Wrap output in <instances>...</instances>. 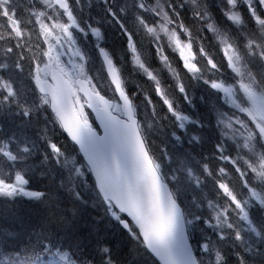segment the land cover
I'll return each instance as SVG.
<instances>
[{
  "label": "snow or ice",
  "instance_id": "obj_1",
  "mask_svg": "<svg viewBox=\"0 0 264 264\" xmlns=\"http://www.w3.org/2000/svg\"><path fill=\"white\" fill-rule=\"evenodd\" d=\"M105 13L126 38L132 62L155 82L162 119L170 122L171 138L184 150L180 165L201 193L199 202L195 197L191 201L197 212L189 213L170 190L148 150L120 70L100 44L101 29L82 23L72 0H0V121L11 124L13 117L19 118L15 126L20 129L0 137V264H80L84 250L83 233L63 216L49 212L36 219L20 208L49 205L48 193L33 183L32 160L40 145L27 129L37 111L45 118L51 115L75 145L111 217L141 241L156 264H264V223L254 219L259 213L264 220V0H129L127 7H106ZM130 24L153 38L162 62L168 58L166 48L173 50L176 63L190 77L186 87L169 67L178 99L165 94L142 62ZM193 30L198 45L190 43ZM89 33L122 101L118 105L85 87L92 84L88 57L76 37ZM74 85L87 97L78 128L69 125L56 102L59 92L70 93ZM197 86L204 93L201 102L205 96L208 101L194 118L190 113ZM193 127L199 133L191 132ZM40 139L46 149L41 163L51 158L59 165L61 146ZM122 158L128 163L123 172L118 167ZM75 174L84 175L81 167ZM106 176L134 189L136 205L108 190ZM154 216L159 230L152 227ZM186 216L191 217L189 225L195 222L204 233L196 249L183 227ZM101 251L103 264H114L109 248Z\"/></svg>",
  "mask_w": 264,
  "mask_h": 264
},
{
  "label": "trees",
  "instance_id": "obj_2",
  "mask_svg": "<svg viewBox=\"0 0 264 264\" xmlns=\"http://www.w3.org/2000/svg\"><path fill=\"white\" fill-rule=\"evenodd\" d=\"M133 76L135 78L136 74ZM156 113L157 116H154L155 126L164 132L170 131L166 125L159 121L162 113L160 115L158 110ZM50 117L51 115L47 118L44 117L45 123L46 119L49 120ZM18 119L13 117V122L8 124L6 129L0 131V137H5L12 131L18 130L15 126ZM49 123L51 124L50 121ZM139 123L142 130L145 126L144 119L141 118ZM28 133L30 139L40 145L36 157L32 160L33 164L41 163L42 156L40 153L46 152L45 142L40 137L50 138L57 142L61 148L70 145L59 129H51L50 132H38V135L34 131L31 133L28 131ZM41 165L33 173V183L35 187L48 193L46 199L49 201V205L46 206L44 203L21 204L20 208L26 217H35L36 219L47 216L49 212L57 217L63 216L66 221L70 222L71 228L79 229L83 233L84 241L82 244L84 250L79 255L80 264H88V262L103 264L105 254L101 249L104 247L109 248L108 255L114 264H156L145 248L142 247L141 241L134 240L127 231L119 226V222L111 217L96 191H91L88 194L81 191H68L71 185L62 176L64 170L56 171L52 167L51 158L47 164ZM40 173H44V175L41 176ZM89 180L94 187L90 177ZM171 190L173 191L172 188ZM191 232L192 230L188 228L189 239L194 246Z\"/></svg>",
  "mask_w": 264,
  "mask_h": 264
},
{
  "label": "rangeland",
  "instance_id": "obj_3",
  "mask_svg": "<svg viewBox=\"0 0 264 264\" xmlns=\"http://www.w3.org/2000/svg\"><path fill=\"white\" fill-rule=\"evenodd\" d=\"M128 2L129 0H115L114 9H117L121 6L127 7ZM72 4H73V9L76 12V15L79 18V20L82 23L87 22L89 24H92V22L95 20L101 21L103 19V16L106 17L107 15L105 13V9L106 7L110 6L108 0H107V4L105 3V0H72ZM89 34L87 36L77 35L76 39L78 42V46L82 49L85 56L88 57L86 67H87V71L91 74L90 76V79L92 81L91 85L96 90L98 89L100 91L102 90L105 93V96L111 99L112 90L102 80L104 77L102 75V68L94 59V57L96 58L95 56L96 49H95V45H91L90 41H88V37H90ZM128 55H129L128 60H130V54L128 53ZM139 55L143 62L144 58L140 54V52ZM67 59L68 57H65V60ZM130 64L131 61L129 62L128 65L129 67ZM128 66H123V68L125 69ZM134 74H130V72H124L122 77L128 80H135V78L131 77ZM136 86L137 88H139V83H137ZM75 102L77 105L78 113H80L81 107H85L84 101L79 96H77ZM193 103L195 104V111H192L190 114L195 118L198 114L202 113L203 109L206 110L207 102L204 101L202 103V102L193 101ZM114 104L118 105V103L115 102ZM200 104H202L203 107L202 110L199 109ZM154 116H157L156 111L152 112L148 118H144L143 115L141 116V118H143L145 122V126L141 130V133L146 141L147 148L151 152L155 163L159 164L160 171L163 175L164 180L170 185L174 193L178 195L181 200H183L184 207L187 209V211L189 213H195L197 212V209L195 208V205L191 201L192 198L195 197L197 202H199L201 198V193L192 187L191 182H189L187 176L185 175L183 167L180 165V157L184 155V150L183 148L178 147L176 142L171 138L170 122L163 120L162 116H160L159 121L164 125H166L168 130H170L164 132V130H161L155 126ZM49 121L51 122V124L49 123ZM0 123H3L4 129H6L7 125L9 124L6 119L0 121ZM51 129L60 130V128L52 120V117H50L49 120L46 119V123H45L43 115L41 114L40 111H37L34 114L33 122L31 123V126L30 128L27 129V131H29L30 133L34 131L38 135L39 134L38 132H50ZM140 129H141V125H140ZM19 131L20 129L16 130V132ZM190 131L193 132L194 134L199 133V130L194 127L191 128ZM186 139L187 138H185V140ZM184 147H189V146L185 143ZM62 151L64 155L61 158L60 164L57 165L52 160L53 162L52 167L59 172H61L62 170L65 171L62 172V176L64 177L66 182H68L69 185H71L69 186L68 191H81L82 193L87 192V194L90 193L91 191H96L95 188L92 187L91 185V182L89 180L90 175L88 174V169L86 168L83 161L79 159L77 150L72 145H65L62 148ZM193 151H196L195 147H193ZM166 157L168 158L166 159ZM41 164L42 163H36L34 165H36V169H38ZM77 166L81 167V170L84 173L83 176L75 174V168ZM190 218H191L190 216H186L185 220H186L187 229L190 228L192 230L191 233L194 242V246L192 245V248L196 249L198 248L199 242H201L204 233L201 231V226L196 224L195 222H193V224L191 225L187 223V220ZM254 219L256 220L258 225L264 223V220H262L259 213L255 214ZM201 264H205V261L201 260Z\"/></svg>",
  "mask_w": 264,
  "mask_h": 264
},
{
  "label": "clouds",
  "instance_id": "obj_4",
  "mask_svg": "<svg viewBox=\"0 0 264 264\" xmlns=\"http://www.w3.org/2000/svg\"><path fill=\"white\" fill-rule=\"evenodd\" d=\"M129 30L132 31L134 40L136 42V47L144 58L143 63L153 72L154 76L156 77V81L159 82V86L167 96L178 99V94L176 92L177 81L173 77L172 72L169 71V67L176 70V77L182 79L186 87L190 86V77L185 76L182 72V67L176 63V57L173 53V50L171 48H166L168 58L162 62L152 46V37H150L145 32L138 30L134 25L131 24L129 25ZM162 39L166 44V38L162 36ZM108 43L109 41L105 36L104 44L107 45ZM190 43L195 45L200 43V40L197 39L195 30L192 32ZM123 51L128 52V44L125 37ZM201 67L203 68V65ZM125 69V72L135 71L136 73L135 80L122 79V86L125 89V93L129 102L135 109L138 120L141 119L142 115L144 118H148L150 114L156 110L162 113V106L154 92L155 82L150 81L144 72L137 65H135L132 60L130 67H126ZM137 83H139V88L136 86ZM106 84L112 90L111 99L115 103H122L118 94H116L114 86L112 85L109 77L106 78ZM181 201L183 203V200Z\"/></svg>",
  "mask_w": 264,
  "mask_h": 264
},
{
  "label": "water",
  "instance_id": "obj_5",
  "mask_svg": "<svg viewBox=\"0 0 264 264\" xmlns=\"http://www.w3.org/2000/svg\"><path fill=\"white\" fill-rule=\"evenodd\" d=\"M105 73H106V75L108 77V73H107L106 68H105ZM75 87L78 90L79 86L75 85ZM85 87H88L90 89V91L92 92V90L89 87V85H85ZM78 93L83 97V99L85 101V107H86L87 97L84 95L83 91H79L78 90ZM75 96H76V92L74 91V87H73V89L71 90L70 93H68V92H59L57 94L56 102H57L58 106H60L62 108V110L64 112V115H65V118L68 121L69 125L71 127H73V128H78L79 127V121H80L81 117L79 116V114L77 112V109H76V106H75V103H74ZM68 140L70 141V143H72L70 139H68ZM109 164H112V161L110 159H109ZM85 165L87 166L86 163H85ZM112 166L115 168L117 165L112 164ZM118 167L120 168L121 172H123L128 167L127 161L122 158L118 162ZM87 168H88V166H87ZM145 176L146 177L148 176L147 171H145ZM92 180L94 182V177H92ZM94 185H95V183H94ZM105 186H106V188L108 190L123 195L127 199L128 203L130 205H132V206L136 205L138 197H137V195L135 193V190L134 189L130 190L125 183H123V182L116 183L112 179L111 176H106V178H105ZM95 188H96L97 193L99 194L100 198L102 199L101 194L98 191L96 186H95ZM102 201L105 204L103 199H102ZM105 206H106V204H105ZM152 227H153L154 230H159L160 227H161L158 218H156L155 216L153 217ZM183 227L185 229V233H186L187 238H188V233H187V228H186V224H185V219L183 221ZM122 229H124V228H122ZM188 243L190 244L189 238H188ZM146 252L154 259V257L147 250H146ZM180 258H181L180 253H179V251H177V259H180Z\"/></svg>",
  "mask_w": 264,
  "mask_h": 264
},
{
  "label": "flooded vegetation",
  "instance_id": "obj_6",
  "mask_svg": "<svg viewBox=\"0 0 264 264\" xmlns=\"http://www.w3.org/2000/svg\"><path fill=\"white\" fill-rule=\"evenodd\" d=\"M114 1L115 0H112V1L108 0L109 5H110L109 7L113 8V9L115 7ZM218 22L223 23L222 17H218ZM92 25L95 27H99L101 29L103 40L100 42V44L102 47L105 48V50L112 57L114 65L120 70L121 78H123L122 75L125 72V69L123 68V66H128L129 62L131 61V60H128L129 59L128 58L129 57L128 52L123 51V44H124L123 34L121 33L120 29L114 23L110 22V18L107 16L106 17L103 16V19L101 21H96V20L93 21ZM89 35H90V37H88V41H90L91 45H95V49H96L97 41H95L91 37V34H89ZM105 36L107 37V39L109 41V43L107 45L104 44V37ZM211 50H212V48H211V46H209V51H211ZM95 56H96V58L94 57L95 61H97L99 66H101V68H102V75L104 76L102 80L104 81V83H106L107 75L105 73V67L103 65L102 60L99 58L96 50H95ZM124 64H127V65H124ZM130 74H134V71L130 72ZM89 86L93 92L96 91V89L92 85H89ZM98 91L100 93H102L103 95H105V93L102 90L100 91L98 89ZM193 91H194V102H201L200 96L204 95L202 90L199 88V86H197L193 89ZM207 100H208V97L205 96V101L207 102ZM199 109L200 110L203 109L202 104H200ZM203 111H205V109H203L202 112ZM159 113L161 115V112H159ZM161 116H163V113Z\"/></svg>",
  "mask_w": 264,
  "mask_h": 264
}]
</instances>
